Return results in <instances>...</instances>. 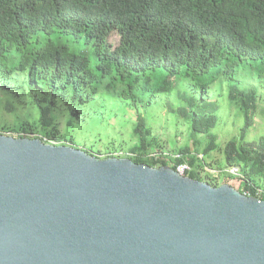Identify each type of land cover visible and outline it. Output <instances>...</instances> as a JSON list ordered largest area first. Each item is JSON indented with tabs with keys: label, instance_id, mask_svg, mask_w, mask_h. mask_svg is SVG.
<instances>
[{
	"label": "trees",
	"instance_id": "1",
	"mask_svg": "<svg viewBox=\"0 0 264 264\" xmlns=\"http://www.w3.org/2000/svg\"><path fill=\"white\" fill-rule=\"evenodd\" d=\"M0 85V113L25 103L36 110L38 122L21 126L22 138L79 146L96 142L110 117L127 116L137 144L122 158L173 170L183 160L199 181L204 156L219 150V105L208 98L224 97L244 122L223 150L225 165L239 167V175L204 182L255 198L264 190V137L245 142L264 101V0H0ZM162 101L198 147L177 149L182 159L169 157V165L150 157L164 150L146 121ZM65 110L61 137L57 114ZM85 152L100 150L90 143Z\"/></svg>",
	"mask_w": 264,
	"mask_h": 264
},
{
	"label": "water",
	"instance_id": "2",
	"mask_svg": "<svg viewBox=\"0 0 264 264\" xmlns=\"http://www.w3.org/2000/svg\"><path fill=\"white\" fill-rule=\"evenodd\" d=\"M0 264H264V200L0 135Z\"/></svg>",
	"mask_w": 264,
	"mask_h": 264
},
{
	"label": "rangeland",
	"instance_id": "3",
	"mask_svg": "<svg viewBox=\"0 0 264 264\" xmlns=\"http://www.w3.org/2000/svg\"><path fill=\"white\" fill-rule=\"evenodd\" d=\"M110 42L112 44L118 43V37L112 36L110 38ZM92 58V56H91ZM13 62L17 61V53L15 50L12 51L11 58ZM0 85V92H1ZM258 91H261L263 94V89L260 88ZM0 96L2 94L0 93ZM264 96V95H263ZM173 98L170 97V102H172ZM210 102L217 101L219 105V109L217 112V126L213 130V133L216 135L217 145L219 146V150L211 152L210 155L204 156V167L203 170H200V177L206 179L207 175H210L212 178H216L218 183L222 182L223 177L221 174L225 175L226 173L238 176L239 175V167H228L225 165V159L223 156V150L226 143L231 139L236 137L237 139L240 137L241 128L244 126L243 118L240 114L237 113V110L233 107H228L224 97L221 99H217L216 97L208 98ZM162 105L154 106L152 110H150V114L152 115L149 119H147V123L150 124L152 136L158 139L162 143V148L164 150L163 153L165 156L172 157L177 155L175 151L181 147L193 148L189 138V130L187 125L183 120H179L177 123L174 121L172 116L166 113L167 105L164 101L161 103ZM176 104V103H174ZM264 109V101H260V105L256 112L253 114V123L249 128L245 142L254 144L257 143L260 138L264 137V113L262 110ZM58 115V123H59V136L63 137L65 135V127L68 120V112L65 110V114H57ZM128 117L125 116L124 119ZM124 119L121 117H110L109 119V127L104 131V133L99 136L98 140L92 142L91 139L84 142L79 146H72L68 143V141L56 142L52 140L48 143L51 146H67L75 149H79L82 151H86L89 147L90 143L97 146L100 150V153L93 154L92 157L97 159H107V158H122L128 155L127 149L130 146L136 145V139L133 136L131 123L124 125ZM38 122V116L36 110L29 106L27 103L25 104H16V109L13 112H8L5 108L1 109L0 113V135L12 137L14 139L22 138L20 136L23 135L21 130V126L36 124ZM202 136L199 135L198 138ZM30 139H33L31 136ZM198 148L197 146L193 149ZM199 160H203V156L199 153L197 154ZM182 157V156H181ZM202 158V159H201ZM161 161V160H158ZM165 162L168 163V160ZM206 183V182H205ZM264 188V184L261 183ZM243 195L247 193L242 191ZM248 196V195H246Z\"/></svg>",
	"mask_w": 264,
	"mask_h": 264
},
{
	"label": "built area",
	"instance_id": "4",
	"mask_svg": "<svg viewBox=\"0 0 264 264\" xmlns=\"http://www.w3.org/2000/svg\"><path fill=\"white\" fill-rule=\"evenodd\" d=\"M150 157L153 158V159H155V160H162V159L165 157L164 160H165V161L168 160V162L170 163V158H168V157L165 156L164 154H160V153H152V154H150ZM172 157H173V158H176V159H182L181 155H179V154H177V155H175V156H172ZM174 168H175L174 170H175L180 176H187V177H188L189 173H190L191 170H192L191 166H190L187 162H185V161H183V160H181L180 163L175 164V165H174ZM245 192L247 193L246 195L249 196V193H248L247 191H245ZM246 195H245V196H246ZM255 196H256L257 199L262 200V198H264V190L256 189V191H255Z\"/></svg>",
	"mask_w": 264,
	"mask_h": 264
}]
</instances>
